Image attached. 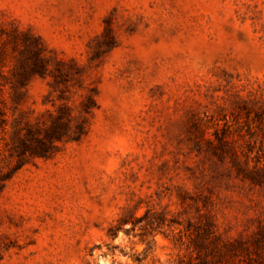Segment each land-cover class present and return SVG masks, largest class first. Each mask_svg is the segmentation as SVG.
Listing matches in <instances>:
<instances>
[{
  "label": "rangeland",
  "instance_id": "1",
  "mask_svg": "<svg viewBox=\"0 0 264 264\" xmlns=\"http://www.w3.org/2000/svg\"><path fill=\"white\" fill-rule=\"evenodd\" d=\"M204 217L264 226V0H0V264H179Z\"/></svg>",
  "mask_w": 264,
  "mask_h": 264
},
{
  "label": "trees",
  "instance_id": "2",
  "mask_svg": "<svg viewBox=\"0 0 264 264\" xmlns=\"http://www.w3.org/2000/svg\"><path fill=\"white\" fill-rule=\"evenodd\" d=\"M44 156V152L35 153ZM212 220L204 217V223L187 234L188 257L179 264H264V226L247 239L224 237L215 229Z\"/></svg>",
  "mask_w": 264,
  "mask_h": 264
}]
</instances>
